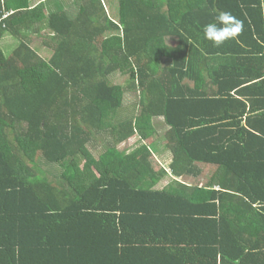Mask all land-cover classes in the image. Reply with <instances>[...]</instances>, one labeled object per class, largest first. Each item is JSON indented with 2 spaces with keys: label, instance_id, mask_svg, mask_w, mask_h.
Returning a JSON list of instances; mask_svg holds the SVG:
<instances>
[{
  "label": "trees",
  "instance_id": "1",
  "mask_svg": "<svg viewBox=\"0 0 264 264\" xmlns=\"http://www.w3.org/2000/svg\"><path fill=\"white\" fill-rule=\"evenodd\" d=\"M108 7L0 0V264H155L189 241L226 258L239 248L221 233L263 237L264 0ZM220 12L243 31L215 47L203 26ZM156 116L175 176L162 188L147 143ZM205 166L217 182L187 180Z\"/></svg>",
  "mask_w": 264,
  "mask_h": 264
},
{
  "label": "crops",
  "instance_id": "2",
  "mask_svg": "<svg viewBox=\"0 0 264 264\" xmlns=\"http://www.w3.org/2000/svg\"><path fill=\"white\" fill-rule=\"evenodd\" d=\"M208 90L211 91L210 85L208 86ZM233 96L235 97V99L233 98L234 100L243 101L247 103L248 108L250 107V100L245 95H240L236 92L233 94ZM157 119L163 120L162 128L166 129L167 132L170 126L166 123L164 117L156 116L153 118V125L156 129V133L160 134V128H158V126L156 125ZM242 124H247L246 116H243ZM154 141L156 143L154 142L155 145H152L151 150L153 154L155 153L154 155H156V157L158 158L157 162L161 166L159 169L156 167L155 168L157 170L162 171L163 169H165L167 171L165 174H163V176H161L159 182L157 183L156 187L158 188L161 183H163L164 186L168 185L169 182L173 178H175V176H173L171 170H169L168 168L172 162V151L167 147L165 140L163 143H160V141L157 142L156 140ZM212 172L213 171L211 167L205 166L203 172L200 175L196 177L192 175L188 176L187 180H198L201 183L200 187L203 186L204 188V185H206L205 183H207L208 181L217 182L216 179L213 180L214 176ZM214 187L216 189H219L218 184L214 185ZM198 193L202 195L203 191H200ZM239 230V226H236L228 230L226 236L222 233L220 234L221 243L222 241L229 240L233 243L234 247L237 246L239 248L235 249L234 252L230 251L229 256H226V258H224L220 252L214 253L213 255V252L208 251V246H198L196 244L190 243L189 241L184 243L185 246L180 248L181 250H177L175 246H169L170 250L168 249L166 251L158 253L155 257V264H264V234L262 239L258 240L262 232L260 234H258L259 232L251 234V228H247L244 231L242 230L244 232L243 234H240ZM255 235L257 236L255 237ZM182 237L188 239L191 237V235L186 234L182 235ZM201 237H205V235ZM252 243H254L255 246L258 243H262V245L253 247L251 249L248 248L250 246H245L251 245ZM217 244L220 245L219 243Z\"/></svg>",
  "mask_w": 264,
  "mask_h": 264
},
{
  "label": "rangeland",
  "instance_id": "3",
  "mask_svg": "<svg viewBox=\"0 0 264 264\" xmlns=\"http://www.w3.org/2000/svg\"><path fill=\"white\" fill-rule=\"evenodd\" d=\"M40 1H42V0H31V5L32 6H35V5H37ZM104 3H105V5L108 7L109 6V0H102ZM109 8V7H108ZM43 25L45 26V27H47V23H43ZM42 26V25H41ZM45 32V30H42V33H44ZM46 33V32H45ZM44 33V34H45ZM31 38L34 40V43H33V47L35 48V49H37L38 51H39V53L42 55V56H44L45 58H49L50 56H51V50L43 43V41H44V38H43V36H42V34L41 35H38V34H31ZM13 43H14V41L13 40H11V39H9V38H6L5 39V42H4V47L5 48H10L11 46H13ZM127 75L128 74H124V73H119L118 74V77H117V82H122V83H124L125 82V80H126V78H127ZM137 99H138V96L137 95H135V94H132V93H129L128 95H127V101L129 102V104L128 105H130V104H135V102L137 101ZM126 101V102H127ZM162 122H163V120L161 119H157L156 120V125L158 126V128H160V134L158 133H156L155 135H153L152 136V138L149 140V141H147V143L148 144H150L151 143V141L153 142L154 140H156L157 142L158 141H160V143H163L164 142V140H165V134H166V129H164V128H162ZM168 131V130H167ZM160 135V136H159ZM137 139H138V137H133L132 139H130V143H135V142H137ZM154 151V150H153ZM155 154V153H154ZM153 154V156H152V158H151V161H152V163H153V165H154V167H156V168H160L161 166L159 165V163L157 162V157H156V155H154ZM78 160L80 161V163L82 164L83 162H84V158L82 157V156H78ZM51 170V169H50ZM164 186V184L163 183H161L159 186H158V188H162Z\"/></svg>",
  "mask_w": 264,
  "mask_h": 264
},
{
  "label": "clouds",
  "instance_id": "4",
  "mask_svg": "<svg viewBox=\"0 0 264 264\" xmlns=\"http://www.w3.org/2000/svg\"><path fill=\"white\" fill-rule=\"evenodd\" d=\"M242 31V20L230 12H220L213 22L203 26V37L213 46L221 47L225 42L238 38Z\"/></svg>",
  "mask_w": 264,
  "mask_h": 264
}]
</instances>
